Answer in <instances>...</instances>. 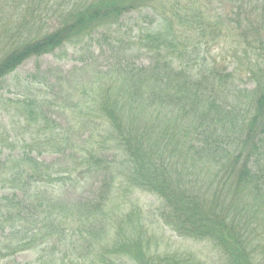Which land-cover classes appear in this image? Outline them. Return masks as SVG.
<instances>
[{"label": "trees", "instance_id": "1", "mask_svg": "<svg viewBox=\"0 0 264 264\" xmlns=\"http://www.w3.org/2000/svg\"><path fill=\"white\" fill-rule=\"evenodd\" d=\"M185 1L59 0L53 11L50 0H39L56 15L54 30L25 21L9 37L0 80L29 58L67 46L90 54V44L108 45L113 57L72 88L79 100L70 106L75 119L67 128L49 121L43 96L22 95L14 103L32 138L0 166V183L13 190L0 199L6 236L0 251L37 249L68 230L81 239L73 251L80 246L91 264H207L194 252L155 246L158 236L142 209L127 200L142 191L160 201L151 213L172 234L208 244L223 264H264V0H224L234 17L215 20L210 0ZM146 10L158 25L139 27L126 40L123 17ZM220 37L235 40L230 70L198 63L202 45ZM246 81L253 87L241 88ZM82 127L89 137L80 145ZM40 146L65 156V165L33 156ZM97 176L103 180L96 194L61 199L79 178ZM56 184L58 190L49 189ZM118 200L123 206L113 205ZM67 216L78 226L67 227Z\"/></svg>", "mask_w": 264, "mask_h": 264}, {"label": "rangeland", "instance_id": "2", "mask_svg": "<svg viewBox=\"0 0 264 264\" xmlns=\"http://www.w3.org/2000/svg\"><path fill=\"white\" fill-rule=\"evenodd\" d=\"M48 1L45 0V2ZM50 1L53 3V7H51L54 11L59 0ZM181 1L182 3L186 2L185 0ZM203 1L201 0L200 3ZM254 3L256 2L254 1ZM38 5L40 8L37 9ZM208 5L210 10L208 11L213 20L221 17L224 18V16H228L229 18L234 17L231 14L233 11L232 3L226 4L224 0H210ZM49 7V5L42 7L39 0H0V56L8 49L7 47L10 44L9 37L14 36L18 26L20 24L23 26L26 23L25 21L41 28L45 33L54 30L57 24V17L54 13H51ZM154 16L151 11L146 10L132 12L123 17V26L121 28H124L123 30L129 33L128 38L125 39L128 40L135 36L139 27L145 26L153 28L156 24L158 25L156 22L157 19ZM42 19L43 22L40 24ZM222 32L224 33V31ZM24 34H28L27 39L32 38L30 33L24 32ZM117 34L115 29L111 32L114 38L118 37ZM96 37L97 39L101 38L102 34H97ZM196 39L197 37L194 41ZM210 39L209 43L204 46L202 45V48L199 50L201 59H199L198 63L213 64L222 68L228 67L230 70L232 65L231 48L235 44V40L230 38L225 39L224 37L211 41ZM79 48L78 46L76 48L67 46L63 52L56 51L53 54L29 58L15 72L0 80V166L6 160L13 161L23 153L25 142H29L32 138L31 133L28 130L25 131L26 118L21 113L22 109H18L14 105L16 100L22 97V95L39 98L42 96L45 97L47 105L45 106L44 104V111L51 123L56 121L62 128H67L74 124L75 116L71 112L70 106L78 101L79 98L75 94V91H72V88L77 83L86 84L92 74V67H97L99 70L104 69L113 57L111 48L108 45L90 44V54L81 53ZM142 61L144 63L149 62L145 57L142 58ZM140 63L138 61V65ZM72 82H74L73 86L71 85ZM243 87L252 88L253 83L243 82L241 88ZM33 90H36L41 96H36ZM66 102L67 104H65ZM88 137L89 128H80V132L77 134L78 143L82 145ZM41 138L45 139L43 136ZM44 151L48 150L45 149V146H40L33 152V156H38L40 160L46 161L47 163L55 162L65 165L63 164L66 160L65 156H57L50 152L44 153ZM102 180L103 177L101 176L88 178L87 182L79 178L80 183L77 189L64 190L61 199L63 197L69 200H72V197L78 199L88 198L90 195L98 192ZM37 184L39 183L32 182V187ZM59 187L60 184H56L54 187L50 186L49 189L56 191ZM14 191L16 192V190ZM17 194L19 196L22 195L20 192H17ZM12 195L13 190H11L10 185L0 183V199L3 196L12 197ZM127 200H131L132 203H136L137 207L142 209L141 215L142 218L144 216L143 221L149 226L150 232L158 236L154 244L159 249L171 250L173 252L191 251L206 261L207 264H221L224 262L220 260L219 254L208 244L193 243L165 229L161 222L151 213L160 204V201L155 196L142 191H134ZM119 201L113 203V205L123 206ZM131 206L125 205L127 209ZM66 222L67 227L70 229L78 226V220L75 218L67 216ZM63 226L61 229L65 228V225ZM156 227L164 229L156 230ZM81 230L86 232L83 226ZM66 231L65 236L60 237L56 234V236L46 241V246L39 244L37 249L22 252L16 251L12 252V255L7 250L0 251V264H24L35 259H39L41 264H53L54 262L59 264L60 260L62 261L61 264H91L87 258L80 257V246L78 248L75 244V252L71 247V244L75 243L78 239L81 241V239L79 237L72 238L68 230ZM5 238L6 236L0 230V242L4 241ZM79 243L81 245V242ZM1 248L4 249V245L0 243V250Z\"/></svg>", "mask_w": 264, "mask_h": 264}]
</instances>
